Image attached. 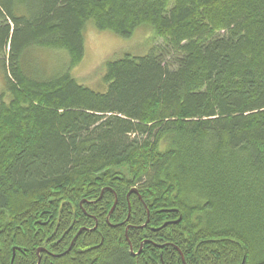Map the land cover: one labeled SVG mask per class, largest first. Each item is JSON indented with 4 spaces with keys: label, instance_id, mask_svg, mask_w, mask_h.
Segmentation results:
<instances>
[{
    "label": "trees",
    "instance_id": "16d2710c",
    "mask_svg": "<svg viewBox=\"0 0 264 264\" xmlns=\"http://www.w3.org/2000/svg\"><path fill=\"white\" fill-rule=\"evenodd\" d=\"M88 20L159 39L102 93L70 75ZM5 52L0 264H264V0H0Z\"/></svg>",
    "mask_w": 264,
    "mask_h": 264
},
{
    "label": "rangeland",
    "instance_id": "374dc122",
    "mask_svg": "<svg viewBox=\"0 0 264 264\" xmlns=\"http://www.w3.org/2000/svg\"><path fill=\"white\" fill-rule=\"evenodd\" d=\"M158 40L153 29L148 25H141L130 36L121 37L111 31L97 30L93 21L88 20L83 32V58L77 66L71 69L70 75L80 85L102 93L106 89L102 80L106 61L126 55L145 56L157 44ZM6 52L0 54V101L3 99L5 102L9 99V92L1 62L6 59ZM37 55L31 59V67H35V70L38 69L41 72L42 68L48 76H51L66 69L68 59L64 52L42 50Z\"/></svg>",
    "mask_w": 264,
    "mask_h": 264
},
{
    "label": "water",
    "instance_id": "95a60500",
    "mask_svg": "<svg viewBox=\"0 0 264 264\" xmlns=\"http://www.w3.org/2000/svg\"><path fill=\"white\" fill-rule=\"evenodd\" d=\"M132 193H136V190H133V191L129 192L128 196H129L130 194H132ZM115 204H116V200H115V202H114V204H113V206H112V208H111L109 214L113 211V209H114V207H115ZM128 216H129V214H128ZM147 216H148V212H147ZM147 222H148V221H146L145 225L147 224ZM13 251H14V250H13ZM42 251H43L42 248L38 249L37 252H36L37 256H39V253L42 252ZM13 259H14V253H13V256H12V259H11V263L13 262ZM39 262H40V259H39V257H38L37 264H39Z\"/></svg>",
    "mask_w": 264,
    "mask_h": 264
},
{
    "label": "flooded vegetation",
    "instance_id": "af4514ba",
    "mask_svg": "<svg viewBox=\"0 0 264 264\" xmlns=\"http://www.w3.org/2000/svg\"><path fill=\"white\" fill-rule=\"evenodd\" d=\"M96 226V225H95Z\"/></svg>",
    "mask_w": 264,
    "mask_h": 264
}]
</instances>
